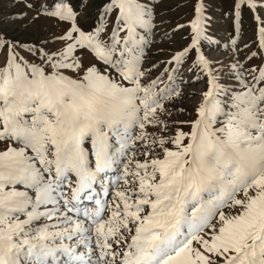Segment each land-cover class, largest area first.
Masks as SVG:
<instances>
[{"label": "rangeland", "instance_id": "1", "mask_svg": "<svg viewBox=\"0 0 264 264\" xmlns=\"http://www.w3.org/2000/svg\"><path fill=\"white\" fill-rule=\"evenodd\" d=\"M135 242L264 264V0H0V264Z\"/></svg>", "mask_w": 264, "mask_h": 264}, {"label": "bare ground", "instance_id": "2", "mask_svg": "<svg viewBox=\"0 0 264 264\" xmlns=\"http://www.w3.org/2000/svg\"><path fill=\"white\" fill-rule=\"evenodd\" d=\"M85 171H83V170L80 169L79 171H77L75 173L76 187H75L74 193H73V199H75V200H80L81 197H82L81 195L83 194V192H85L84 190H86V189H89L93 194L95 193L94 189H96V185H95V181L96 180L93 179V176L94 175L93 174H88ZM97 205H98V203H97ZM97 205H96V207H97ZM97 210H99L98 207H97ZM165 244H167V243H165ZM130 247H131V254H129V255L126 256V258L124 260L125 261V264L126 263L127 264H136L137 263L136 262L137 261L136 255L139 252V250L137 252L136 242L133 243V244H131ZM165 248H169V247L167 246ZM134 250L136 251V254H135V251ZM151 261H153V260L151 259ZM149 262L150 261H148V259H147V261H144V264H149Z\"/></svg>", "mask_w": 264, "mask_h": 264}]
</instances>
